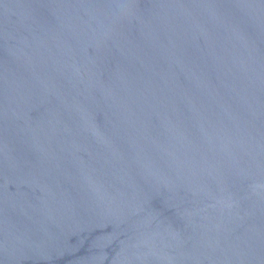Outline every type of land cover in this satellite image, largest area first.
I'll return each instance as SVG.
<instances>
[{"label": "water", "instance_id": "1", "mask_svg": "<svg viewBox=\"0 0 264 264\" xmlns=\"http://www.w3.org/2000/svg\"><path fill=\"white\" fill-rule=\"evenodd\" d=\"M0 264H264V0H0Z\"/></svg>", "mask_w": 264, "mask_h": 264}]
</instances>
